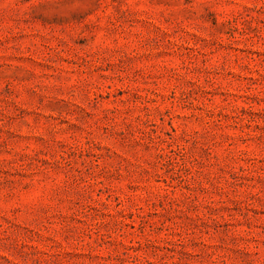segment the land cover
I'll list each match as a JSON object with an SVG mask.
<instances>
[{
    "label": "rangeland",
    "instance_id": "rangeland-1",
    "mask_svg": "<svg viewBox=\"0 0 264 264\" xmlns=\"http://www.w3.org/2000/svg\"><path fill=\"white\" fill-rule=\"evenodd\" d=\"M0 264H264V0H0Z\"/></svg>",
    "mask_w": 264,
    "mask_h": 264
}]
</instances>
